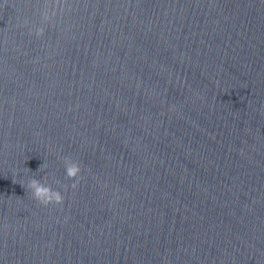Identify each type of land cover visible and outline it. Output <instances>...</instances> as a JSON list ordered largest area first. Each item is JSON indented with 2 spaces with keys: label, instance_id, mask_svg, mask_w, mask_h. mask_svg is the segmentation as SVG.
I'll return each instance as SVG.
<instances>
[{
  "label": "water",
  "instance_id": "1",
  "mask_svg": "<svg viewBox=\"0 0 264 264\" xmlns=\"http://www.w3.org/2000/svg\"><path fill=\"white\" fill-rule=\"evenodd\" d=\"M45 4L0 0V264H264V0Z\"/></svg>",
  "mask_w": 264,
  "mask_h": 264
},
{
  "label": "clouds",
  "instance_id": "2",
  "mask_svg": "<svg viewBox=\"0 0 264 264\" xmlns=\"http://www.w3.org/2000/svg\"><path fill=\"white\" fill-rule=\"evenodd\" d=\"M53 7L52 0H46L45 8L41 12V16L44 24H48L52 21L53 17L58 15V11L49 9ZM61 7V0H55V8L59 9ZM24 25H28V21L25 20ZM45 27L40 26L36 27L32 34L37 37H43L45 35ZM64 165L66 169V175L70 180H73L71 187L73 189L79 186L80 181L83 179L81 173L82 168L79 162L71 159L70 157L64 158ZM44 165L40 167L39 170H42ZM28 189L31 190L32 197L36 201L39 202L44 207H48L49 205H62L64 203V195L61 191L53 189L51 185L41 182L39 179H32L28 184Z\"/></svg>",
  "mask_w": 264,
  "mask_h": 264
}]
</instances>
